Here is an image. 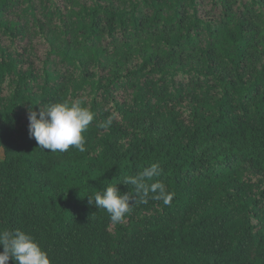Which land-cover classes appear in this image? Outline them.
<instances>
[{
  "label": "trees",
  "instance_id": "obj_1",
  "mask_svg": "<svg viewBox=\"0 0 264 264\" xmlns=\"http://www.w3.org/2000/svg\"><path fill=\"white\" fill-rule=\"evenodd\" d=\"M77 99L86 150L41 149L29 109ZM0 148V230L51 264H264V0H0ZM155 162L170 204L89 203Z\"/></svg>",
  "mask_w": 264,
  "mask_h": 264
},
{
  "label": "clouds",
  "instance_id": "obj_2",
  "mask_svg": "<svg viewBox=\"0 0 264 264\" xmlns=\"http://www.w3.org/2000/svg\"><path fill=\"white\" fill-rule=\"evenodd\" d=\"M27 119L28 132L41 149L50 152H67L70 147L84 152L83 133L94 120L92 110L79 99L71 103L66 101L46 105L37 113L29 109ZM112 120L108 119L102 127L107 128ZM159 162L151 163L134 176L124 179L125 185H132L133 192L121 193L114 185L97 191L94 197H88L89 203L97 209L105 210L113 224L122 223L137 203L146 204L149 199L171 203L175 193L169 191L165 184L153 181L161 175ZM0 264H7L11 258L15 264H51L48 253L36 241L34 236L20 229L0 230Z\"/></svg>",
  "mask_w": 264,
  "mask_h": 264
},
{
  "label": "rangeland",
  "instance_id": "obj_3",
  "mask_svg": "<svg viewBox=\"0 0 264 264\" xmlns=\"http://www.w3.org/2000/svg\"><path fill=\"white\" fill-rule=\"evenodd\" d=\"M2 157H3V153H2V150L0 148V159H2Z\"/></svg>",
  "mask_w": 264,
  "mask_h": 264
}]
</instances>
